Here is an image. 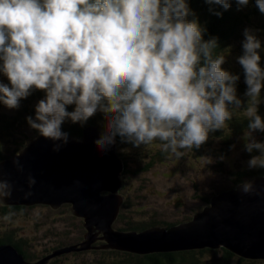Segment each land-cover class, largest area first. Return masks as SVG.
<instances>
[{
    "label": "clouds",
    "instance_id": "clouds-1",
    "mask_svg": "<svg viewBox=\"0 0 264 264\" xmlns=\"http://www.w3.org/2000/svg\"><path fill=\"white\" fill-rule=\"evenodd\" d=\"M205 2L231 7V0ZM236 3L240 8L249 0ZM256 4L264 13V0ZM190 14L187 0H0V73L10 82L0 83V102L18 109L21 99L40 90L46 96L27 122L46 139L67 144L66 120L83 127L100 112L106 125L95 144L101 151L119 136L134 147L159 141L161 151L179 159L181 150L199 149L210 132L225 128L242 104L236 95L239 77L221 67L225 56L214 55L217 39L205 41V29L189 20ZM244 35L238 62L249 98L245 148L260 153L248 161L249 168L264 169V143L252 137V131H264L257 114L264 88L261 42L250 29ZM70 105H75L71 112ZM61 147L55 144L53 150ZM28 184L31 188L36 180L29 176ZM236 188L256 191L249 180ZM12 192L0 170V203Z\"/></svg>",
    "mask_w": 264,
    "mask_h": 264
},
{
    "label": "water",
    "instance_id": "water-1",
    "mask_svg": "<svg viewBox=\"0 0 264 264\" xmlns=\"http://www.w3.org/2000/svg\"><path fill=\"white\" fill-rule=\"evenodd\" d=\"M98 128H85L82 138L69 135L67 144L39 135L16 154L1 160L3 178L13 184L12 196L4 202L11 205L39 203L53 208L73 202V212L85 218L86 237L95 238L96 226L104 231L108 246L139 254L223 246L242 257L264 259L263 175L249 179L254 182V193L239 191L236 186L241 183L229 191H221L191 222L170 227L153 226L141 231L115 229L113 223L124 203L120 193L124 163L117 152V137L106 150L97 147L95 141L105 131ZM55 144L62 145L59 151L53 150ZM16 161L23 166V172L17 169ZM29 176L36 180L31 188ZM103 189L110 192L101 194ZM28 192L32 195L25 198ZM195 231H201V235H196ZM92 242L85 239L81 246H71L81 251L91 247ZM64 252V249L58 250V254ZM10 253L15 257V264H32L12 244L0 245L1 264L8 260Z\"/></svg>",
    "mask_w": 264,
    "mask_h": 264
},
{
    "label": "rangeland",
    "instance_id": "rangeland-1",
    "mask_svg": "<svg viewBox=\"0 0 264 264\" xmlns=\"http://www.w3.org/2000/svg\"><path fill=\"white\" fill-rule=\"evenodd\" d=\"M252 26V23L245 26L244 33L246 29H250L253 33L261 35L259 29ZM235 42L232 45L237 47L238 44ZM238 58V54L233 53L228 57L226 65L237 66ZM1 81L10 86V82L3 73H0ZM35 99L41 100L44 97L36 96ZM260 100L264 101V92L261 93ZM35 106L33 104V108H31L34 113ZM73 106L75 108V105ZM229 108L230 110L234 109V105H229ZM246 108V105H241L233 112V115L244 113ZM20 112H23L21 104L18 109H9L0 102V113L14 115ZM25 122L23 119L21 120L22 127L28 125ZM69 122L70 120H66L63 123L65 126L62 125V131L67 132L65 129ZM92 126L98 125L88 124L85 128ZM98 127L100 131L105 130L101 126ZM23 128L20 127V129ZM35 131L27 130L29 137L26 138V144L29 140L38 138L39 133L35 134ZM247 131L249 130L235 136L232 131L227 130L223 136L212 137L210 145H207L209 140L199 149L181 150L184 151V156L179 159L170 153L161 151L159 141L149 146L141 145L140 147H134L126 142L121 147L117 140V152L124 163V169L129 168L132 172L135 169L138 172L130 175L127 182L123 177L124 171L121 173L120 193L124 196V201H128V206L121 208V212L122 210L124 212L123 219L115 220L114 228L123 229V226L126 225L123 221L128 219L145 222L157 221L160 222L157 225L162 226H167V223L191 221L189 219L194 214L201 212L204 210L203 207L210 204L214 195L239 184L236 183L237 175L231 174L228 171L229 168L225 166L230 159L235 161L238 168L243 167L250 172L260 169H251L248 166L251 157L260 155V153L258 150L252 153L246 151L244 135ZM33 134L35 135L32 136ZM252 137L256 141L264 143V131H260V133L257 130L252 131ZM6 148L7 146L0 138V151L7 153ZM20 150L15 151L14 154ZM9 156H12V153ZM206 159L211 162L207 163ZM148 164L150 168L147 170ZM109 192L106 189L101 190V194ZM73 207L75 208L73 202H65L59 208L38 203L34 206H26L23 210H11L10 212L14 215L10 221L2 219L8 213L0 212V238L11 237L17 241L23 238L22 245L30 254V260L35 264H39L44 259L47 264L49 261L53 264H119L117 262L122 259L125 252L108 246L104 231L96 226L94 229L95 238L91 239L93 235L86 237L85 218L77 216L72 210ZM85 239L93 241L92 246L96 247L64 255L58 254L59 249L68 252L65 249L68 248V245L80 243ZM217 251L216 253H197V256L205 264H220L223 262L222 252L221 250ZM57 255L61 256L57 257ZM230 264H245V262L239 261L236 256ZM252 264H264V259Z\"/></svg>",
    "mask_w": 264,
    "mask_h": 264
},
{
    "label": "trees",
    "instance_id": "trees-1",
    "mask_svg": "<svg viewBox=\"0 0 264 264\" xmlns=\"http://www.w3.org/2000/svg\"><path fill=\"white\" fill-rule=\"evenodd\" d=\"M187 3H188V7L191 10V14L189 15L188 19L197 20L199 24L201 25V27L205 29L204 34H203V39L205 41L210 40L212 38L217 39L218 47L214 50V55H224L225 63L221 67L224 70L230 72L232 75H236L239 77V79L236 82V95H237V98L242 101L241 105L248 106L249 98L245 96L247 85L245 83V73H244L243 67L240 64H238L237 66H231V65H226V64L228 61V57H230V55H232L233 53L238 54L239 57L244 54L243 43L245 40V35H244L243 28L245 26H248V24L252 23L253 24L252 27L258 28L259 31L261 32V35H257L255 33L253 34L261 42V48L258 49V52H259V55L261 56L260 66L262 69H264V13H262L259 10L256 4V0H249V3L247 6L240 7V8H238L236 0H231V7L227 10H225L220 5L206 3L205 0H187ZM217 12L222 13V15H216L215 13ZM234 41H236L235 44H238L237 47L232 45ZM0 63H2V61H0ZM0 83H3V82L1 81ZM262 92H264V88H262L261 93ZM36 96H41L45 98L46 93L40 90H35L26 99H21L20 104H21V110L23 112H20L19 114L16 113L14 115H9V114L0 113V138L1 140L4 141L5 145L7 146L6 148L7 153L0 151V161L7 158L10 153L14 155L15 151L20 150L21 148H24L27 145L26 138L29 137L27 130L34 132V129H32L27 122V117L32 116L33 118H35V113L33 112L31 108H33V104L36 105V102L40 100V99H35ZM257 108H258L257 114L261 116L262 120H264V101H261L259 105L257 106ZM67 110L70 112L73 111L74 106L73 105L68 106ZM22 119L26 121L25 122L26 124H28L27 126H23V127L24 128L28 127L29 129L25 130L21 126ZM249 123H250V120L249 118L245 116L244 113L234 114L232 119L226 122L225 128L209 133V139L207 141L209 140L210 141L207 143V145H210L212 137H215V135L223 136V134H225L227 130L232 131L233 135L239 136L245 130H249L248 128ZM88 124H95L105 129L106 121L104 119V115L100 112H97L96 115L90 118L83 127L79 123H72L70 120L65 130H67L69 134L75 137L82 138L84 134V129ZM19 125L23 129H20ZM62 125L65 126L64 124ZM257 131L260 133V130H257ZM36 132L37 131H35V134H37ZM35 134H33L32 136H34ZM117 140L119 141V145H121V147L124 146V144L126 143V142H122L119 136H117ZM12 147L14 148L12 149ZM125 164L128 166L126 162ZM148 166L150 165L149 164L147 165V170L150 168ZM225 166L229 168L228 171H230L231 174L233 173L234 175H237L238 178L236 179V183H241L245 180H249L254 177H257L258 175L260 176L264 175V169H261V168L258 169L259 171L254 170L251 172L249 170L244 169L240 165L239 166L242 168H238L235 161H233L232 159H230L225 164ZM123 171H124L123 177L124 179L126 178L125 179L126 182L128 181L130 175H133L134 172L137 174L138 172V170H135V169L132 172L131 169L129 168H125ZM228 171L226 170V172ZM231 189H233V187H230V189H225V190H231ZM26 206H34V205H11V204H7L3 202V203H0V212L10 213L11 210L19 211V210H23L24 207ZM126 206H128V201H124L122 205L123 208ZM205 207H203V209ZM196 214H194V216L189 220H192ZM123 216H124V212L122 210V212H120V215L116 220L120 218L123 219ZM135 221L136 220L134 219H128L127 221L124 220L123 223L126 225L123 226V229L121 230L141 231L146 228L153 227V226H162V225H157V224H160V222H157V221H151V222H145V221L135 222ZM177 224H180V223H167V226H164V227L175 226ZM23 240H24L23 238H20L19 241L11 237L0 238V245L1 244L14 245L15 247H17V249L21 253H23L26 260H28L32 264H35V262H32L30 260V257H31L30 254L22 245ZM80 243H76V244L80 245ZM70 246L71 245H68V247ZM217 250H221L222 252L223 262H221L220 264H230V262L236 256L239 261H243L245 262V264H249L248 262L255 263V262L262 260V259H252V258L242 257L230 251L229 249L223 248V247L219 249L204 247V248H198V249L156 251V252L144 253V254L122 250L123 252H125L124 256L117 263L119 264H124V263H128V264H205L203 263V260L197 256V253L198 254H201L204 252L216 253L218 252ZM74 252L75 250L73 249L66 253L64 252L61 255L68 254V253H74ZM61 255H57V257ZM48 263L53 264L51 263V261H49ZM40 264H47V263H45V260H42Z\"/></svg>",
    "mask_w": 264,
    "mask_h": 264
},
{
    "label": "bare ground",
    "instance_id": "bare-ground-1",
    "mask_svg": "<svg viewBox=\"0 0 264 264\" xmlns=\"http://www.w3.org/2000/svg\"><path fill=\"white\" fill-rule=\"evenodd\" d=\"M191 8H192V7H191ZM228 12H229V11H228ZM230 16H231V15H230ZM212 21H213V20H212ZM227 21H228V20H227ZM217 22H218V21H217ZM212 24H213V23H212ZM210 26H211V25H210ZM223 29H224V28H223ZM3 202H4V201H3ZM194 218H195V217H194ZM194 218H193V219H194ZM193 219H192V220H193ZM192 220H191V221H192ZM191 221H190V222H191ZM175 226H176V225H175ZM195 232H196V235H198V236L201 235V231H200V232H199V231H198V232L195 231ZM202 234H203V233H202ZM204 236H205V235H202V237H204ZM82 243H83V241L80 243V245H78V244H74V245L81 246ZM94 247H96V246H91V247H89V249H90V248H94ZM65 249H66L67 251H70V250H73V247L70 246V247L65 248ZM86 249H87V248H86ZM7 257H8V260H4V262H3L4 264H6V263H7V264H15V263H14V259H13V258H15V257H14V255H13V253H10ZM0 264H1V263H0ZM39 264H40V263H39Z\"/></svg>",
    "mask_w": 264,
    "mask_h": 264
}]
</instances>
